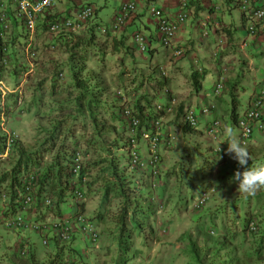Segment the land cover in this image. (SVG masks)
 Returning <instances> with one entry per match:
<instances>
[{"label":"trees","instance_id":"obj_1","mask_svg":"<svg viewBox=\"0 0 264 264\" xmlns=\"http://www.w3.org/2000/svg\"><path fill=\"white\" fill-rule=\"evenodd\" d=\"M9 18H11L10 14ZM17 20L25 28L24 22L19 18ZM98 26L99 24L92 26L86 36L64 34L73 37L72 43H64L67 52L66 58L61 61L60 66L55 67L49 78L39 80L38 85L34 88L25 86L20 92L15 89L6 93L4 97L0 90V117L3 113L6 116H11L13 113L21 115L24 112V107L27 106L30 112L34 110L33 114L37 115L36 123L39 125V135L44 137L34 150L25 147L21 140L7 157L0 158L2 161L0 163V206L2 205V194L7 192L11 197L10 210L7 213L16 212L17 206L13 201L17 195V189L22 185L23 176L34 169H37L39 174L38 194L40 196L44 193L52 194L57 198L56 205L60 206L67 190L71 153L84 142L87 145L85 149L99 156L93 162V166L98 168V176L95 180L101 181L103 187L100 209L97 213L99 219H104L109 214L107 212L109 209L105 208V205L109 204L113 198L119 202L116 211H110L119 226L114 235L116 256L113 264H127L129 260L132 261L140 257L144 251L143 248L151 249V241L156 235L155 214L159 205L158 200L156 201L158 198L154 193L156 187L165 185L166 180L161 176L160 171L156 177L149 175V182L142 187L143 189L135 185V175L130 170L128 151H126L127 127L122 115V104L118 97H111L113 95L109 94L108 88L104 86L103 75L96 72L98 65L101 69L107 66L105 71L108 72L111 71L108 64L115 65L114 60L109 58L112 52L107 47L98 45L99 42L102 43L104 37L110 34L108 32L113 30L111 27L105 26H99L98 29ZM101 28H104V32ZM9 41L0 38V81L6 79L5 74L8 72L12 80L16 82L24 72V65L16 61L12 65L11 51L14 49ZM5 42L10 50V63L7 66L2 63ZM13 59L15 60V58ZM119 65L122 66V71L117 75L118 88L124 89L126 86H123L121 77H124L126 73L125 64L120 61ZM10 68L11 72L7 71ZM65 71L67 73V75L65 74L66 82H63L61 80ZM193 76L195 77V74ZM166 77H154L152 82L161 84L158 86L162 87V81ZM143 86L142 82L138 89ZM158 94V90L150 92L144 90L143 94L139 95L132 104L144 126L149 125L148 121L152 117ZM58 96L63 97L57 99ZM232 102L230 121L232 126L238 128L240 114L236 98H233ZM21 104H25V106ZM183 110L182 106L179 107L177 119L182 118ZM50 113L56 115L52 118V124L47 130L41 126L44 117L47 118ZM177 125L182 131L181 137L196 130L184 125L182 121ZM112 132L119 136L110 140L109 144L108 136ZM181 139L179 138V142ZM203 145L206 147L202 148ZM214 148L215 146L208 142L194 141L192 144L188 141L185 144L182 154H179L180 160L176 167L179 172L177 178L182 184L176 188V196H173L175 203L180 204L184 200L180 205L188 207L193 202L194 207L196 199L205 190H209L211 187L215 191L214 183H211L210 186L204 185L203 190L197 192L198 183L196 182L198 179L193 173V167L196 164L195 156H197L200 162L208 166L213 174L218 161ZM117 149L120 152L116 151ZM4 150L3 136L0 130V151ZM45 154H49L48 159L44 157ZM12 158L14 160L9 165L7 160ZM227 161L230 160L226 159L223 162ZM8 166L9 168H7ZM170 171L176 178L175 168ZM223 179L226 178L221 179L220 177L218 180ZM219 181L217 185L220 184ZM156 183L157 185H155ZM89 187L91 184L86 189ZM183 187H186V192ZM210 199L211 196L203 208L195 209L194 207L198 212L204 210L202 211L205 212L204 215L202 213V216L194 217L192 225L188 229L181 230L176 238V243L182 245L180 257H185L183 264H256L261 262L264 259V223L261 224L259 218L253 214H245L243 217L233 219L225 207L214 212V210H210L213 205L209 204ZM207 217L208 219L204 220ZM253 220L258 224V229L255 232L250 230V222ZM166 230L167 228L163 229L164 232ZM14 232L21 235L22 231ZM26 238L21 236L18 253L35 257L33 242L29 240L30 238ZM137 238H141L140 247H138ZM51 240L59 242L55 238H51ZM74 240L75 237L69 244L59 242L61 245L69 246V250L57 252L55 259L49 264L75 262V257L71 256L78 255L74 247ZM80 256V258H84L82 252H80ZM75 263L77 264V262ZM171 263H175V258ZM168 264L170 263L168 262Z\"/></svg>","mask_w":264,"mask_h":264},{"label":"crops","instance_id":"obj_2","mask_svg":"<svg viewBox=\"0 0 264 264\" xmlns=\"http://www.w3.org/2000/svg\"><path fill=\"white\" fill-rule=\"evenodd\" d=\"M2 1L5 2L11 17L12 36L10 34L9 42L12 48L19 50V46L21 47L20 44L28 42L30 38V42L34 45L36 51L38 49V53L41 51L42 54H47V46L49 44H56L57 49H66L64 43L73 42V37L64 35L66 34L65 32L57 35L48 33L47 26L49 22L55 19L74 17L80 8L85 5H90L95 9V15L86 27L77 32L78 35L83 34V36H86L89 29L96 24L110 28V25L118 14L120 5L126 0H58L56 6L41 17L36 29L32 33H28L16 18V0ZM136 1L138 9L127 25L120 30L109 31L108 33L110 34L103 38L102 43L99 42L98 44L99 46L107 47L112 52L109 58L112 61L114 60L113 63L115 65L108 64L111 70L109 71V75L117 76L120 74L122 66L119 65V62L123 61L126 73L124 77L122 76L123 78L121 77L122 83L128 84L126 77L140 72V75H145L143 83L145 84L147 80L149 81V92L151 90H158L159 92L158 99L155 100V103H166L171 97L176 98L178 101L176 112L170 115L167 114L168 117L164 116L166 118L165 126H169V128L174 130H176V127L179 129L177 124L181 122V117L176 118L179 107H194L198 111L205 104L215 105V108L207 115L198 112L200 125L196 129L197 131L195 130L193 133H187L181 137L182 139L175 147L176 149L164 150L162 167L166 166L168 160L174 157V155H177L176 153L182 154L183 147L188 141L192 144L194 141L201 143L208 142V144L214 146L223 143L228 147V142L226 141L228 137L224 129L230 127L238 137L240 135L239 128L232 126L230 121L233 98H236L238 102L241 95L247 93L245 111L250 100L257 93L258 89H260L264 81V32H260L256 36L249 34L247 26L250 18L239 9L236 0ZM184 1L188 4L190 10L189 17L180 26L172 44L164 47L160 43L157 20L151 14L150 9L152 6H156L162 9L168 16L175 17L181 11V4ZM263 3L264 0H255L257 6ZM99 26L97 27L98 29ZM136 32H142L148 39L149 50L145 53H142L135 45L133 35ZM179 48L186 50L185 55L182 57H174V51ZM53 54H57V52ZM16 56L18 57L19 54H16ZM66 56L67 52L64 54L62 61ZM52 57L50 52L44 56L46 59L43 63L44 67H48L49 62L51 65L54 64L51 61ZM54 58L61 60L60 57ZM99 66L96 68V72L103 75L104 81V78L108 75V71H105L107 66L103 67V69ZM225 68L227 71L225 72L226 79L223 93L215 96L213 94V86ZM194 74L195 77L193 76ZM165 76L167 77L162 81V87L158 86L161 84L152 82L154 81V77L162 78ZM128 88L134 89L130 85ZM14 118H17V122L21 124L24 121L22 115L12 116L11 119L13 120ZM214 119H220L223 124L218 141L212 140L205 131L207 125ZM34 134V136H37L38 131L35 130ZM204 147L206 145H203L202 148ZM263 147L264 131L257 133V139L253 136L247 145L252 157L248 161L255 160V163L256 161L260 162L262 153L259 151ZM227 159L230 161L224 162L225 164L230 162L231 166H233L232 163L237 164V161L229 154H227ZM61 204L63 206V203ZM35 210L31 214L33 218L41 220L47 217L42 216L45 212L39 203L35 205ZM73 210H75V206L68 208L67 213ZM52 218H56V216ZM21 236L30 238L29 240L34 245V252L37 253L39 249L38 245L42 243V235L36 232L22 231ZM77 237L84 239L80 233L75 234V239ZM84 244L74 245L78 255H80V252L85 253V251L88 254L92 250L83 249ZM178 251H181V248ZM170 256L175 257V259H182L180 255L175 253ZM164 257H167V254ZM86 261L90 260L84 258L83 262Z\"/></svg>","mask_w":264,"mask_h":264},{"label":"built area","instance_id":"obj_3","mask_svg":"<svg viewBox=\"0 0 264 264\" xmlns=\"http://www.w3.org/2000/svg\"><path fill=\"white\" fill-rule=\"evenodd\" d=\"M57 3L58 0H16V17L24 22L27 31L32 32L36 29L41 17L50 12ZM236 3L239 9L250 18L247 26L249 34L256 36L258 33L264 32V3L260 6L255 4V0H236ZM137 9L136 0L124 1L119 7L115 20L110 25L111 29L117 31L124 28ZM189 11L188 4L185 1L181 4V11L175 17L168 16L162 9L156 6L151 7L150 12L157 20V30L162 46L168 47L172 44L180 26L188 19ZM94 15L95 9L90 5H85L76 12L74 17L55 19L49 22L47 31L53 35L62 32L79 31L86 27ZM101 30L104 32V28H101ZM10 32L11 22L6 4L0 0V38L6 40ZM133 39L135 45L142 53L149 50L148 39L142 32H136L133 35ZM26 48L31 58L38 56V52L32 48V43H28ZM56 48L55 44H51V50H55ZM9 51V46L5 42L2 56V63L5 66L10 63ZM185 53L186 50L184 48H179L174 51L173 56L182 57ZM226 71L227 69L225 68L213 86V94L215 96L223 93ZM162 73L165 74L164 71ZM3 87L4 83L0 81V90L4 97L6 92ZM117 97L122 104V115L126 121V150L128 151L130 170L134 172L135 185L143 187L145 178H148L149 175L156 177L160 173L164 150L174 149L179 142L180 129L174 130L169 128V126H165L163 119L164 114L176 112L178 101L176 98L171 97L166 103H155L152 117L148 121L149 125L144 126L138 113L129 104L132 99L137 97L136 93L133 92L130 95H126L120 89L117 92ZM214 108V104H205L198 111L194 107H184L181 121L189 128L197 129L200 125L198 112L207 115ZM7 121L8 117L3 113L0 117V130L5 150L0 151V158L7 157L22 139L17 130L6 127ZM222 126L223 124L220 119L212 120L205 129L206 134L212 140L218 141ZM237 126L240 131L239 139L245 145L252 140L254 134L264 131V81L260 89L250 100L247 109L239 117ZM226 149V144L215 145L214 151L218 156V161L223 162L227 159ZM87 159L88 154L81 147L75 148L71 153L65 195L71 196V206H75V210L62 217L44 218L41 220L33 218L31 214L36 211L35 205L37 203H39L42 209L53 208L57 204V198L52 194L44 193L42 196L38 194L39 174L37 173V169H34L23 176L22 185L17 189V195L13 201L17 206L15 213H7L10 210L9 203L11 197L7 192L2 194L3 203L0 206V227L11 231H30L41 234L42 244L45 246L49 244L51 238L69 244L73 241L76 233H80L91 244H97L101 237L100 230L82 208L83 202L86 200L85 185L89 181ZM245 168L246 165L240 166L237 161L236 171L243 172ZM213 192V188L205 190L196 199L194 203L195 209L203 208ZM257 229V222L251 221L250 230L255 232ZM69 264L76 263L69 262Z\"/></svg>","mask_w":264,"mask_h":264},{"label":"rangeland","instance_id":"obj_4","mask_svg":"<svg viewBox=\"0 0 264 264\" xmlns=\"http://www.w3.org/2000/svg\"><path fill=\"white\" fill-rule=\"evenodd\" d=\"M78 31H69L65 32L66 34H71L72 36H76ZM63 34V33H62ZM10 39V38H9ZM30 41V38L29 40ZM21 47L19 46V50L17 48H13L15 50L11 51V61L12 65L16 62L21 63L23 66V71L22 74L20 75V78L18 81H13L10 73L8 72L5 74L6 79L3 81L4 83V91L6 93H9L11 91H14L15 89H18L19 92L25 87V86H30L35 87L38 85L39 80L43 78H49L53 72L56 66H60L62 63V58L64 54L66 53L65 48L61 49H56V50H51L49 49V45L47 46L48 53L47 54H42L40 51L38 53V56L36 58H31L28 53H27V44H20ZM33 49L36 50L34 45H32ZM38 51V49H37ZM52 54L51 61L54 63L51 65H47L48 67H44V61L46 60L44 56ZM57 54H53L56 53ZM16 54H19L17 57ZM54 57H60L61 60L55 59ZM15 58V60L13 59ZM43 58V59H42ZM16 61V62H15ZM39 64V66H38ZM11 65V66H12ZM38 66V67H37ZM41 66V67H40ZM7 71L11 72V68ZM140 72L137 74H131L126 77L128 80V84H124L123 86H126L124 89H122L126 95H130L133 92L136 93V96L138 97L139 95L143 94L144 90L149 91V81L145 82L144 86L140 89L138 87L144 80L145 75H140ZM66 71L62 77L63 82H66ZM106 77L104 78V86L108 88L109 94L113 95L111 96L112 98L115 96L117 97V92L121 88H118L119 86V81L118 77L115 75H109V72L107 73ZM130 86H133L134 89L128 88ZM128 88V89H127ZM137 89V90H136ZM115 92V95H114ZM63 96H58L57 99L61 98ZM136 97V98H137ZM135 98V99H136ZM135 99H132L129 104H133ZM247 99V93L242 94L241 97L239 98L237 105H238V113L242 115V112L245 109V103ZM25 106V104H21ZM34 110L31 112L28 110V107H24V112L22 115V119L24 120L23 123H18L17 118H14L13 120L11 119L12 116L16 117V114L13 113L11 116L8 117V121L6 124V127L9 129H15L17 130L20 135H21V140L22 144L27 147L28 149L34 150L36 148L37 144H40L41 140L44 138L40 136V130L38 129L39 125L37 122L38 117L37 115L33 114ZM168 115L172 113H167ZM167 114H164V116H167ZM55 113H50L49 116L44 117L43 119V125L41 127H44V129H49L50 125L52 124V118L55 116ZM240 115V116H241ZM6 116V115H5ZM164 122L166 121V118H164ZM168 117V116H167ZM177 129V127H176ZM180 129V128H179ZM38 131V137L34 136V131ZM179 131V130H178ZM116 136H119L116 133L110 134L108 136L109 139V144L110 140L116 138ZM181 138V136H180ZM254 138L257 139V133L254 134ZM81 148H83L85 151V147L87 148V145L82 143L80 145ZM253 149V148H252ZM115 151V148L113 149ZM116 151L120 152L119 149ZM127 151V150H126ZM262 151V152H261ZM259 151L262 153L261 156V161H264V147L262 150ZM88 152V159H87V170L89 172V181H87L85 185V190H86V200L83 202L82 208L83 211L95 222L97 223V226L99 227V230L101 232V239L100 242L93 246L90 247L92 250L86 255L85 257L89 259L90 261L83 262L84 258H80V255L74 256L71 255L72 257H75V262L77 264H113L114 262V257L116 256L115 253V238L114 235L116 234V230L119 228L118 223H116L115 218L112 217V213L110 211H116L117 205H118V200L114 199L109 203L105 205V208L109 209L107 214L104 219H99L97 216V213L100 209V199H101V189L102 187V182L101 181H96V177L98 176V168H95L93 166L94 160H97L99 158L98 155H96L94 152L87 150ZM177 155H174V157L170 158L168 160V163L166 166H163L161 169V176L165 178L166 182L165 185L163 186H158L156 187L155 190V197L156 201L158 200V209H156V214H155V225H156V235L154 236L152 243L150 244L151 249L148 250L147 248H143V252L141 253V256L138 258L133 259L132 261H128L127 264H170L171 261L175 258L171 257L170 255L178 254L180 255V248L182 249V245L179 244L178 242L176 243V238L179 234V232L183 229H188L192 225V220L196 216H200L204 211L201 210L198 212L197 210L194 209L193 207V202L188 206L184 207L180 205L181 203L183 204L182 200L180 204L175 203V197L176 196V188L180 187L182 184L181 181L179 180L178 177V169L176 168L179 163V154L176 153ZM206 156V155H205ZM47 159L49 158V154H45ZM14 158L11 160H7V163L10 165ZM260 161V162H261ZM2 161H0L1 163ZM11 162V163H10ZM218 163L216 164L213 174L208 168V166L203 165V163L200 162V159L195 156V165L193 167V173L197 177V182L198 185L196 186L198 188L197 192H200L203 190V186L209 185L211 183H214L215 191L211 194V199L209 201V204H213L210 210L217 211L219 208L225 207L228 210V213L231 218L233 219H238L240 217H243L245 214H253L257 218H259V221L261 224L264 223V188H261L256 191L254 195H246L243 193H239L238 191V184L231 182V178L235 175L236 173V165L232 163L233 166H231L230 163H224L221 161H217ZM258 161H256L257 163ZM255 160H250L248 161V167H254L256 165ZM254 164V165H253ZM1 166V164H0ZM9 168V166L7 167ZM6 168V169H7ZM175 168V174L176 178L173 175L172 170ZM226 178L221 181L218 179ZM218 181L220 184L217 185ZM149 180L148 178H145L143 182V186L148 183ZM91 184V187L89 189H86L87 186ZM141 189H143L141 187ZM184 192H186V187H183ZM190 191V189H189ZM174 193L175 195H173ZM63 206L60 208L59 206L53 207V208H44V218H52L53 216L55 217H62L67 213V209L71 207L72 203V198L70 195H65L64 200H63ZM163 207H162V206ZM102 207V206H101ZM104 210V209H103ZM101 210V211H103ZM100 211V212H101ZM205 213V212H204ZM204 213L202 215H204ZM105 214V213H104ZM201 215V216H202ZM49 217V218H48ZM205 218L204 220H207ZM194 226V225H193ZM167 228L166 232L163 231V229ZM21 239V235L16 234V232H11V231H6L3 227H0V264H49L50 261L54 260L56 257V253L59 251H68L69 246L61 245L59 242H56L55 240H51L49 245L45 246L39 244V249L38 252L35 253V257L31 256H26L18 253V248H19V241ZM140 241L141 238H137V244L138 247H140ZM84 244L83 248L86 246L89 248V245L87 242L82 238H76L74 245L78 244ZM101 245V247H100ZM96 250V251H95ZM101 250V251H100ZM104 250V251H103ZM167 254V257H164ZM181 256V255H180ZM264 256V254H263ZM84 257V255H83ZM185 260V257L179 258L178 260L175 259V263L173 264H183ZM256 264H264V259H262L261 262L256 263Z\"/></svg>","mask_w":264,"mask_h":264},{"label":"clouds","instance_id":"obj_5","mask_svg":"<svg viewBox=\"0 0 264 264\" xmlns=\"http://www.w3.org/2000/svg\"><path fill=\"white\" fill-rule=\"evenodd\" d=\"M27 32L29 33V31H27ZM32 32H34V31H32ZM32 32H30V33H32ZM10 34H11V32L8 34L7 39L5 41H7V40L9 41ZM25 43H27V45H28V43H31V42L28 41ZM50 46H51V44H49V49H50ZM224 132L228 137V139L226 140L228 142V147L226 149L227 154H229L234 160L238 161V164L240 166L247 165L248 160L250 158L252 159L247 146L241 142V140L239 139V137L236 135V133L234 132V130L232 128L226 127L224 129ZM231 182L238 184L239 193H243L246 195H254L257 190L264 188V161L258 162L254 167L245 168V170L243 172L237 170L235 175L231 178ZM93 221L95 222V220H93ZM98 229H99V227H98ZM100 239H101V237H100ZM84 240L89 245V248H87L85 246L84 247L85 249H91L90 247H93L100 242V240H99L97 244H91L86 239H84ZM83 255H84V258H86L85 256L88 254H86V251H85V253H83Z\"/></svg>","mask_w":264,"mask_h":264}]
</instances>
